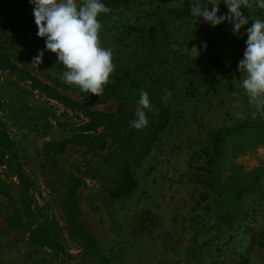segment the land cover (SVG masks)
I'll return each mask as SVG.
<instances>
[{"label":"rangeland","instance_id":"374dc122","mask_svg":"<svg viewBox=\"0 0 264 264\" xmlns=\"http://www.w3.org/2000/svg\"><path fill=\"white\" fill-rule=\"evenodd\" d=\"M10 1L0 0V264H264V115L238 70L246 35L197 22L189 0H103L115 70L98 96L66 83L49 50L32 64L45 49L33 5ZM241 10L245 27L264 19ZM202 41L194 60L183 52ZM141 90L151 107L138 130ZM61 96L110 125L92 131Z\"/></svg>","mask_w":264,"mask_h":264},{"label":"clouds","instance_id":"9594fccd","mask_svg":"<svg viewBox=\"0 0 264 264\" xmlns=\"http://www.w3.org/2000/svg\"><path fill=\"white\" fill-rule=\"evenodd\" d=\"M29 3L33 5L37 35L45 40V49L39 51L32 64L38 66L44 51L49 50L57 55L63 66L62 78L66 83L78 86L83 92L103 94L115 64L113 49L102 46L103 24L99 17L110 13V7L103 0H29ZM189 3L190 15L196 17L197 22L202 18L211 27L228 23L234 35H246L238 70L243 74L242 87L249 103L264 115V19L251 17V26L245 27L249 24V16L241 10L243 7L248 11L253 5L264 9V0H189ZM221 3L227 12L221 13ZM206 48V42L202 41L200 46L193 44L191 48L187 44L183 52L194 60L201 55V49ZM170 96L168 92L165 99ZM137 103L140 107L130 126L139 130L148 124L144 109L151 107L146 90L140 91Z\"/></svg>","mask_w":264,"mask_h":264},{"label":"trees","instance_id":"16d2710c","mask_svg":"<svg viewBox=\"0 0 264 264\" xmlns=\"http://www.w3.org/2000/svg\"><path fill=\"white\" fill-rule=\"evenodd\" d=\"M19 2V3H18ZM25 2H29V0H11L10 3H18L16 6H14L15 10L19 9V7L25 3ZM61 98L63 100H65L66 102H69L70 103V107H76L78 108L80 111L83 112V114L88 117V119L90 120V127L92 128L91 130L94 131L96 130L98 127H102V126H105L107 127L108 125H110V122L107 121V118H109L111 115H108V114H103L101 112H97V111H90L87 107H85L84 105H81L77 102H73L69 99H66L65 97L61 96ZM1 135V134H0ZM117 137H119V135L117 134ZM105 138V137H104ZM103 139V137H102ZM105 141L102 140V145ZM65 145H66V142H65ZM62 148H64V145L62 146ZM103 149V146H100L98 148V150H102ZM149 151V147L147 148H144V153H148ZM16 176L19 180V183L22 184V186H24V184L26 182H24V173L22 172V170H20L19 168V165L17 164V167H16ZM135 182H129L127 184V187L129 188H133L135 187ZM93 241V240H92Z\"/></svg>","mask_w":264,"mask_h":264}]
</instances>
